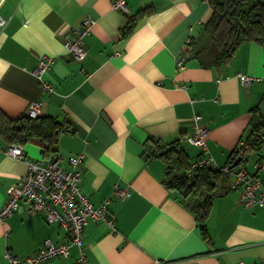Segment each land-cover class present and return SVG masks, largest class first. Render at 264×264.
<instances>
[{
    "label": "crops",
    "instance_id": "obj_1",
    "mask_svg": "<svg viewBox=\"0 0 264 264\" xmlns=\"http://www.w3.org/2000/svg\"><path fill=\"white\" fill-rule=\"evenodd\" d=\"M111 1L0 0L7 19L0 31V110L12 118L27 115L36 100L39 115L62 122L54 157L44 158L33 142L22 144L25 156L66 168L69 157L83 152L80 191L94 206L106 201L113 219V225L87 220L82 264H256L264 258V204H241V188H231L233 173H226L214 189L205 240L181 190L165 184V163L145 158L142 149L149 138L178 140L192 161L200 151L185 137L194 131V115L218 165L241 142L247 147L251 109L264 97L263 46L243 42L228 62L215 64L217 49L204 27L211 0H125V11ZM148 5L152 12L124 35L127 16ZM87 15L94 23L84 36L87 54L77 60L63 37ZM181 53L184 64L177 68ZM42 54L53 57L42 75L53 86L48 93L33 73ZM238 72L259 79L244 84ZM8 144L0 136V207L6 188L26 171L23 160L5 152ZM263 144L233 171L244 166L264 185V171L253 166L264 156ZM46 237L68 240L41 212L15 210L0 219V264L9 254L34 253ZM78 257L79 247L71 245L67 256L44 264H78Z\"/></svg>",
    "mask_w": 264,
    "mask_h": 264
},
{
    "label": "built area",
    "instance_id": "obj_2",
    "mask_svg": "<svg viewBox=\"0 0 264 264\" xmlns=\"http://www.w3.org/2000/svg\"><path fill=\"white\" fill-rule=\"evenodd\" d=\"M111 6L115 9L126 10L125 0H112ZM6 18L0 14V31L6 23ZM94 19L87 15L78 24L72 25L64 34L63 46L65 51L77 60H82L87 49L84 46V36L89 34ZM114 54H119L118 51ZM112 56V55H111ZM185 55L181 53L176 59L177 68L184 64ZM53 57L42 54L38 57L33 69L34 75L39 79L41 90L52 92V84L43 79V73L50 68ZM244 84L252 79H259L244 73H237ZM40 113L38 101L28 104L27 115L36 117ZM198 115H194V131L186 136V141L199 148V154L190 161L187 173H192L201 166H211L223 173H233L229 186L240 187L239 202L244 206L264 204V185L261 179L244 166H239L236 171L228 163L218 165L209 153L206 144L207 129L198 122ZM243 143L236 149L237 153L242 150ZM264 148V144H263ZM5 152L13 158L23 160L26 171L19 179L6 188L7 198L0 207V219L10 216L15 210L26 208L30 213L41 212L45 221L57 222L68 235L67 241L55 242L51 238L43 239L41 246L34 252L19 257L8 255L7 264H44L52 256H67L71 245L79 247L78 264L84 260V248L81 246L83 228L89 218L101 219L109 225H113V219L106 216V201L94 206L85 194L80 191L79 181L84 164L83 152L68 158V167L63 168L57 161L44 162L41 159H30L25 156L23 145L17 142L9 143ZM256 170L264 171V156H260L253 163ZM119 187L115 186V191ZM123 194V193H120ZM239 264H242L240 261ZM256 264H264V258Z\"/></svg>",
    "mask_w": 264,
    "mask_h": 264
},
{
    "label": "trees",
    "instance_id": "obj_3",
    "mask_svg": "<svg viewBox=\"0 0 264 264\" xmlns=\"http://www.w3.org/2000/svg\"><path fill=\"white\" fill-rule=\"evenodd\" d=\"M150 12L152 7L148 5L128 15L121 32L124 35L129 33L135 20ZM204 27L217 49L215 64L228 62L234 49L246 41H256L264 48V0H211V14ZM63 127L62 122L49 115L12 118L0 110V136L7 143L33 142L40 147L44 158L51 154L55 156L54 145ZM245 141L247 147L240 153L236 150L230 153L228 165L237 157H240L239 163L242 164L248 152L260 149L264 141V113L259 105L251 109ZM142 154L145 158L158 157L165 163V184L181 190L182 201L194 213L199 232L205 240L210 241L205 219L212 204L214 189L226 173L205 165L188 174L190 162L178 140L164 142L149 138L144 142Z\"/></svg>",
    "mask_w": 264,
    "mask_h": 264
},
{
    "label": "water",
    "instance_id": "obj_4",
    "mask_svg": "<svg viewBox=\"0 0 264 264\" xmlns=\"http://www.w3.org/2000/svg\"><path fill=\"white\" fill-rule=\"evenodd\" d=\"M259 108L261 110L262 113H264V97L262 99V101L259 104ZM240 162V157H237L229 166L230 167H235L239 164ZM238 169V167L235 168V171Z\"/></svg>",
    "mask_w": 264,
    "mask_h": 264
}]
</instances>
